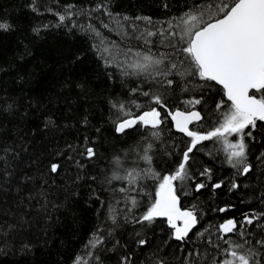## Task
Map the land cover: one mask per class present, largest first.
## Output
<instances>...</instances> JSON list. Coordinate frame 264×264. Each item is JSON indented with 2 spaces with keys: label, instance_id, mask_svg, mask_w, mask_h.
I'll list each match as a JSON object with an SVG mask.
<instances>
[{
  "label": "trees",
  "instance_id": "trees-1",
  "mask_svg": "<svg viewBox=\"0 0 264 264\" xmlns=\"http://www.w3.org/2000/svg\"><path fill=\"white\" fill-rule=\"evenodd\" d=\"M201 2L0 0V21L10 25L0 31V264H74L77 256L87 264H121L123 256L130 257L129 264H184L185 257L192 264H213L225 257L226 247L217 233L223 219L264 212V122L260 121L248 142L252 168L243 176L241 166L229 167L214 141L202 142L191 154L188 170L195 178L174 182L181 208H195L198 217L184 241L173 238L166 218L151 225L134 221L151 203L157 179L149 176L135 186L124 180L108 183L117 171V157L121 175L130 168L149 167L161 175L171 173L190 141L174 129L167 111H162L165 123L158 138L144 126L117 134L114 122L122 113L113 103H124L137 114L141 109L135 104L143 110L157 107L143 92L161 94L171 111L195 108L201 113L204 119L190 125L194 131L208 130L219 111L230 105L214 82L200 88L197 85L204 82L193 77L190 90L182 91L185 85L178 76L177 84L168 87L162 77L121 72L120 65L133 62L136 52H170L161 46L159 34L146 33L166 29L169 20ZM136 17H149L152 23ZM190 99L201 103L186 104ZM222 100L224 107L217 111ZM148 143L151 164L140 159ZM89 146L96 151L91 159L86 156ZM52 163L60 166L58 173H51ZM205 168L211 179L200 175ZM199 181L206 187L197 191ZM214 183L221 187L213 188ZM232 183L237 188L231 189ZM133 187L139 190L132 191ZM129 196L135 197V207ZM110 207L115 209V223L109 219ZM244 226L245 237L236 243L247 240L245 248L264 256V247L255 244L264 239V217L250 229ZM94 233L103 242L92 248ZM137 234L148 241L145 246L135 242ZM193 251L200 255L189 256Z\"/></svg>",
  "mask_w": 264,
  "mask_h": 264
},
{
  "label": "snow or ice",
  "instance_id": "snow-or-ice-1",
  "mask_svg": "<svg viewBox=\"0 0 264 264\" xmlns=\"http://www.w3.org/2000/svg\"><path fill=\"white\" fill-rule=\"evenodd\" d=\"M59 19L63 21L65 17L61 15ZM124 19L127 20L128 17ZM136 19L152 23L149 17H136ZM167 24L166 29H159L158 33L148 31L146 36L152 37L159 34L161 46L171 51L159 54H152L150 51L136 52V59L133 62L126 60L120 65L122 75L145 76L153 79L162 77L163 83L168 87L177 84L175 77L178 76L185 85L182 91H189V81L197 77L199 81L204 82L197 85L200 88L210 87V82L221 86L230 105L227 106L226 111H219L224 107V101L217 103L216 109L219 111V116L215 123L209 125L206 131H194L189 126L204 119L201 113L192 108L171 111L167 107L166 98L161 94L143 92V95L150 97L151 102L157 107L143 110L141 105L135 104L136 108L141 109L137 114L128 110L124 103H113V108L122 113V116L114 122V131L117 134H126L129 129L144 126L150 127L151 136L158 138L161 125L165 123L162 111H167V116L171 117L175 129L189 137L190 141L181 149L182 156L171 173L161 175L149 167L140 171L130 168L124 170V174L121 175L119 174L121 162L117 157L114 158L117 171L113 172L108 183H111V180H124L129 185L135 186L138 180L149 176L157 179L159 182L154 196L151 197V203L139 218H134V221L141 225H151L157 218H166L167 224L173 230V238L184 241L197 225L198 217L195 208H181L174 182L195 178L194 174L189 172L188 164L197 146L204 141H214L223 146L230 165L241 166L242 171L239 174H247L252 168L246 159L245 136H252V131H246V129H256L258 121L264 122V0H202L179 17L169 20ZM9 28L10 25L0 21V31H7ZM104 51L109 50L104 49ZM131 51L129 49V52ZM131 91L136 92L137 89L133 88ZM185 103L198 105L201 100L190 99ZM233 135L238 139L229 140V137ZM151 149L152 144L148 143L142 149L143 155L140 157L149 164L152 162V156L149 155ZM86 156L90 159L96 156L93 147L86 148ZM59 167L58 164L52 163L51 173H58ZM200 175L211 179L210 169L205 168ZM212 186L220 188L221 184ZM204 187L206 185L203 183L195 184L197 191ZM235 188L237 184L232 183L231 189ZM138 190L135 187L132 188V191ZM119 191L123 193L126 189L121 188ZM128 199L135 207L137 204L135 197L129 196ZM218 211L225 212L227 209L220 208ZM262 217L264 212L245 213L244 223L252 225L254 221ZM109 219L113 223L116 222L115 209L111 207ZM240 227L242 228L243 225ZM236 231L237 221L234 218L225 220L217 228L221 239ZM93 236L94 240L90 242V247L95 248L103 242V237L95 233ZM240 236L243 238L245 233L241 231ZM135 242L140 246L148 243L145 238H140L139 234ZM224 243L228 247L224 248L223 252L230 258L221 261L213 260V264H262L264 261V256H261L257 249L245 248V244L249 243L247 240H244V243H236L225 239ZM255 244L264 247V239L256 240ZM88 255L92 256L93 253L89 252ZM199 255L196 251L189 253V256ZM129 262V256L121 257V264H129ZM74 264H87V262L77 256ZM158 264H164V262L159 261ZM184 264H192V262L185 257Z\"/></svg>",
  "mask_w": 264,
  "mask_h": 264
},
{
  "label": "flooded vegetation",
  "instance_id": "flooded-vegetation-1",
  "mask_svg": "<svg viewBox=\"0 0 264 264\" xmlns=\"http://www.w3.org/2000/svg\"><path fill=\"white\" fill-rule=\"evenodd\" d=\"M192 109H195V108H192ZM181 110H183V109H181ZM170 118H171V117H170ZM171 121H172V120H171ZM172 124H173V122H172ZM189 127H190V126H189ZM246 131H253V129H246ZM252 134H253V132H252ZM252 137H253V135H252L251 137L245 136V143L247 144V148H248V142L251 141ZM236 139H238V137H236L235 135H233L232 137H229V140H231V141H235ZM213 144L217 147V149H216L217 152H219V153L221 154V156L224 157L225 162L228 163V162H227V159H226V154H225V152L223 151V146L220 145V144H217V143H215V142H213ZM246 159H247V163L250 164V163H249V160H248V151H247V157H246ZM229 167H230L231 169L233 168V166L230 165V164H229ZM241 171H242V169H241ZM240 175L243 176V175H245V174H240ZM207 181H208V180H206V183H207ZM197 183H203V181H199V182H197ZM214 184H216V183H214ZM214 184H213V185H214ZM212 187H213V186H212ZM195 190H196V189H195ZM178 197H179V196H178ZM179 200H180V198H179ZM182 209H183V208H182ZM252 212H254V211H249L248 213H252ZM244 215H245V213H242L240 216H236V217H234V216H232V215H228V216H226V217L223 219V221H222L221 223H223L225 220L230 219V218H234V219L237 221V231H236L235 233L228 234L227 236H225L224 239H223V241H224L225 239H230V240L236 242V240H239V239H240V232H241V231L244 232V231H245L244 228H246L244 225H247V224L244 223ZM241 225H243L242 229H241V227H240ZM249 226H250V225H247L248 229H250ZM246 230H247V229H246ZM244 237H245V236H244ZM224 245H225L226 248L228 247L227 244L224 243ZM226 258H230V257H227V255L225 254L224 259H226ZM257 258H259V257H257Z\"/></svg>",
  "mask_w": 264,
  "mask_h": 264
},
{
  "label": "water",
  "instance_id": "water-1",
  "mask_svg": "<svg viewBox=\"0 0 264 264\" xmlns=\"http://www.w3.org/2000/svg\"><path fill=\"white\" fill-rule=\"evenodd\" d=\"M221 87V86H220ZM222 88V87H221ZM225 98H226V100H227V97L225 96ZM230 102V101H229ZM177 110V109H176ZM176 110H174V111H176ZM179 110H181V109H179ZM194 110H196V111H198L197 109H194ZM181 111H184V110H181ZM173 127H174V125H173ZM174 129H175V127H174ZM176 130V129H175ZM177 131V130H176Z\"/></svg>",
  "mask_w": 264,
  "mask_h": 264
}]
</instances>
